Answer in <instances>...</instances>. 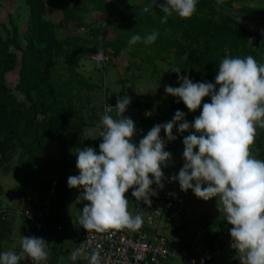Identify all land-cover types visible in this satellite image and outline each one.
<instances>
[{"label": "clouds", "instance_id": "obj_1", "mask_svg": "<svg viewBox=\"0 0 264 264\" xmlns=\"http://www.w3.org/2000/svg\"><path fill=\"white\" fill-rule=\"evenodd\" d=\"M198 0H165L156 3L164 14L161 23L173 13L182 19L197 12ZM159 33L145 37L133 35L129 45L143 40L156 41ZM251 41V40H249ZM102 66L106 57L103 50L91 56ZM215 83L194 82L178 74L179 87L165 86V92L179 98L190 112L201 109L193 122L185 113L176 111L173 119L155 125L139 143L135 122L124 114L131 103L128 95L118 98L116 116L106 107L101 117L102 142L99 152L93 147L75 151L79 175L68 177L70 189L81 190L77 201L85 203L78 218L87 232L107 234L128 229L137 231L143 226V217L129 211L126 193L151 206V197L158 193L152 185L164 188L163 168L169 166L172 154L165 151L167 141H175L174 128L184 136V164L171 181H178L182 191L191 190L197 198L217 200V207L232 226V248L238 251L240 264H264V160L252 153L257 127L264 128V64L249 55L226 56L218 65ZM206 97L210 103H203ZM178 126V127H177ZM152 177V178H150ZM154 178V179H153ZM206 185V187H205ZM49 243L42 237L22 236L20 251L0 254V264H20L30 258L33 264H46ZM81 257L89 264H101L99 246L91 253L84 246L75 249L72 258Z\"/></svg>", "mask_w": 264, "mask_h": 264}, {"label": "trees", "instance_id": "obj_2", "mask_svg": "<svg viewBox=\"0 0 264 264\" xmlns=\"http://www.w3.org/2000/svg\"><path fill=\"white\" fill-rule=\"evenodd\" d=\"M119 1L128 7L140 8L151 0H145L146 3L140 7L134 6L128 0ZM221 1L243 12L264 13V8L239 5V0ZM25 3L30 10L26 45L21 46L15 27L8 31L6 37L0 34V178L10 172L6 164L17 151L24 150L30 166H35L41 149H49L59 157L61 168L54 202L55 212V207L63 203L70 190L67 180L73 175L71 169L76 165V160L67 159L66 136L70 132L77 135L80 148L99 147L102 142L83 134L86 121L82 115L74 112L73 94L58 80L53 79L48 71V67L63 55L64 61L75 75L74 68L81 60L80 51L77 49L75 53L74 47L73 51H65L64 48L73 39L85 44L92 40L77 35L61 39L57 37L56 29L63 28L69 21H73L77 27L88 30L90 39L99 36L103 40L106 37L103 28H93L91 24L84 22L82 16L87 11H98L106 21L103 27H114L116 38L106 44L114 58L128 50L129 40L133 35L139 34L143 38L149 33L158 32L156 41L152 43L156 52L173 54L172 70L179 68L181 75L188 76L194 82L215 83L218 65L226 56L243 58L251 55L258 63L264 64V37L244 26L238 17L221 8L213 0H198L197 12L191 18L182 19L173 13L167 23H161L164 14L129 15L119 11L110 0H25ZM47 6L62 10L63 21L55 24L47 20ZM138 43L142 45L143 40ZM16 51L21 52V65L12 90L6 84V74L17 67ZM107 55L112 57L108 53ZM166 83L179 87L178 74L172 71L166 76ZM15 91L19 92L23 99L18 98L14 94ZM118 98L112 94L106 97L104 103L116 105ZM178 100L179 98L171 96L163 106L140 99L131 101L130 105L143 107L152 113L147 118L140 115L129 117L135 122L137 133H148L160 120L171 121L176 111H182L186 107ZM205 100V103L211 102L210 97ZM91 109L93 112L96 110L93 103ZM101 110L98 109L99 114ZM98 112L95 115L100 122ZM252 147L257 151V158L264 160L262 132L256 135ZM45 187L41 189L42 193L48 186ZM2 194L3 187L0 182V254L3 253L2 244L11 233L9 215L13 212L11 209L1 208ZM78 225L80 226L79 222Z\"/></svg>", "mask_w": 264, "mask_h": 264}, {"label": "crops", "instance_id": "obj_3", "mask_svg": "<svg viewBox=\"0 0 264 264\" xmlns=\"http://www.w3.org/2000/svg\"><path fill=\"white\" fill-rule=\"evenodd\" d=\"M239 5H243L246 7H254V8H264V0H239ZM29 7L25 3V0H0V28L3 32H0L1 36L6 37L8 31L12 30L14 27L17 28L19 33V42L22 46L23 43L26 45V30H27V22L29 18ZM84 22L87 24H91L93 21H98L101 23L100 25L105 24V20L102 17L101 13L98 11H87L82 14ZM45 18L55 24H59L64 19L63 11L57 7H46ZM241 23L246 26L247 28L254 31L256 34L264 37V21L255 20L251 22L248 19H242ZM25 25L24 33L23 28ZM77 30L86 31L85 28H79L75 25L73 21H69L65 27L56 29L55 33L58 38H60L59 32L64 31L65 34L76 36ZM73 31V32H70ZM85 33V32H84ZM79 36V35H77ZM24 45V46H25ZM21 65V63H20ZM20 68V67H19ZM19 70V69H18ZM17 67L13 71H9L6 76L10 73H17ZM113 70V69H112ZM112 72V71H111ZM111 72L108 71L106 80L109 84L111 82ZM113 74V72H112ZM117 76L118 74L115 73ZM118 80V76H117ZM116 87H112L110 90L111 93L118 94L117 96L120 98L127 93V84L126 82H121ZM122 94V96H119ZM130 97V93H127ZM133 96V95H132ZM135 97V96H134ZM136 99H140L144 102H155L153 100L144 99L141 97H135V99L131 100L134 101ZM170 99V98H169ZM169 99L166 100L169 101ZM94 105L96 103L93 102ZM95 114L98 112V106H95ZM182 112L185 113V118L189 122H193L196 116L200 115L201 109H198L195 113L190 112L187 107L182 109ZM99 114V112H98ZM97 116V115H96ZM93 117L91 121H86V125L83 127V134L88 136L92 139L102 140V137L99 136L102 127L100 122L97 121V118ZM186 133V132H185ZM145 134H137L133 140L135 143H139V140L143 138ZM73 142L70 141L68 138V152H67V159L69 161H75V155L69 158V151L71 148V144L80 148V140L79 137L76 135L74 136ZM77 137V138H76ZM96 149L97 153L99 152V147L91 146ZM184 144L183 142L178 143L174 146L172 151V160L169 162V166L163 168V172L165 175V179L170 182L172 186L180 188L178 181H171V177L173 174L178 175L179 170L183 167L184 158ZM73 175H79V170L76 168V165L71 169ZM152 178V177H150ZM154 179V178H153ZM15 174H10L7 176L1 177V184L3 187V194L1 196V208L2 209H11L13 212L10 213L9 218L11 222V233L9 238L3 243L1 250L5 251H16L19 253L20 251V241L22 236H31V230L28 227L26 220L20 214V210L23 207H27L39 202L41 197V191L37 190V188L32 187L31 185H24L25 189V196H23L22 200H20L17 189H13V184L16 183ZM206 187V185H205ZM130 190V189H129ZM81 190L77 189H70L66 198L63 200V203L60 206H57L56 200V213L57 218L56 222L63 225L65 231L57 235L53 241L52 247L48 251L49 256L47 259L48 264H85L82 262L81 257H77L75 260L72 258V253L75 249L80 247L79 243V232L81 227L78 225V218L81 214V210L87 201L79 202L77 201L78 197L80 196ZM129 192V191H128ZM128 192L126 193V198H128ZM24 195V194H22ZM185 206L187 209V216L189 220L186 221L185 225H178L175 226L170 224V222L166 220L158 221L153 227L148 229L149 237L152 240H155L158 236L167 235L170 236L172 242L176 244H180L183 236L193 232L195 224L199 222L201 216L209 217L216 227H229L232 228L230 224L225 220V214L221 213L219 208L217 207V200L216 198L211 199L210 201H204L196 197V195L191 191L188 190L185 192ZM198 209H204L205 212H198ZM131 210V206L129 203V211ZM20 264H29V260L25 259L20 262ZM165 264H181V262L177 259L171 258L168 259ZM212 264H240L239 255L227 256L222 260L212 263Z\"/></svg>", "mask_w": 264, "mask_h": 264}, {"label": "built area", "instance_id": "obj_4", "mask_svg": "<svg viewBox=\"0 0 264 264\" xmlns=\"http://www.w3.org/2000/svg\"><path fill=\"white\" fill-rule=\"evenodd\" d=\"M103 53L106 57L103 63H106L109 56L107 53ZM95 54L90 55V57ZM115 106L104 104L99 114L100 120L106 107H112L109 114L114 118H119L116 116ZM151 114L149 110H145L143 107L129 105L124 115L126 117L140 115L147 118ZM166 122L169 121L160 120L157 124ZM173 134L177 136V139L167 141L166 133L161 131V137L166 142L165 151L171 154L174 146L183 142L184 136L190 133L180 134L174 128ZM163 183V189L155 184L152 185L158 195L151 197V206L143 201H137L132 196V189L129 190L130 212L133 215L139 213L143 217L144 223L139 230L124 229L109 237L107 234L87 232L82 227L79 232L80 247L84 246L91 253L93 249L99 246L101 264H165L171 258L179 260L181 264H212L227 256L238 255V251L231 246V228L216 227L214 222L204 215L195 224L193 232L183 236L179 245H175L170 236L167 235L158 236L155 240L150 239L148 229L160 220L164 219L175 226L185 225L186 221L189 220L185 206V192L181 188L172 186L166 179ZM57 188L58 180L55 178L44 190L36 206L30 205L20 210V214L31 230V236L44 238L49 243L48 251L52 247L55 237L65 231L63 225L56 222L57 213L54 209V202ZM28 260L29 264H33L30 258ZM81 260L85 264H89L88 260L83 258ZM46 264H48L47 261Z\"/></svg>", "mask_w": 264, "mask_h": 264}, {"label": "rangeland", "instance_id": "obj_5", "mask_svg": "<svg viewBox=\"0 0 264 264\" xmlns=\"http://www.w3.org/2000/svg\"><path fill=\"white\" fill-rule=\"evenodd\" d=\"M128 1L136 7H140L146 3L145 0ZM164 2L165 0H161L160 3ZM157 14H163L158 7L151 12V15ZM102 17L104 18L103 15ZM238 20L242 21V18H239ZM248 20L251 22H254L255 20L264 21V19ZM100 24L101 23L98 21L91 22L93 28H103L106 32L105 39L102 40L99 36L90 39L91 36L87 29L84 31L85 33L83 31L80 33V31L77 30V35L92 41L85 44L79 42V40L76 41L73 39L67 43L64 48L65 51H73L74 47L73 52L75 53L77 49L80 51L81 60L79 65L74 68L76 72L75 75H73V71L64 61L63 55L60 56L53 65L48 67V71L52 78L58 80L61 85L65 86V88L73 94L75 114H80L88 121H91L92 118L96 116L95 112L91 109V103H96L94 106H98L97 109L100 111L105 104L104 102L107 96L112 94L118 95L111 93L110 90H112V87H116L120 84L119 80H121L122 83L126 82L128 85L127 93H130L131 100L135 99V97H141L155 101L154 103L151 102V104L157 103L163 106L165 104L164 102L171 98V96L165 92V86H169L166 83V76L172 73L171 70L174 63L173 54H158L152 44L143 43L142 45H139L137 42L134 45H129L126 52H121L118 57L114 58L112 51L106 45L107 42L116 38L114 27H103V25ZM24 30L25 25L22 31L23 33ZM3 31L0 28V32ZM59 35L61 39L71 36L65 34L64 31L59 32ZM24 45L25 43L22 44L23 47ZM99 49L112 55V57L109 56L108 62L103 63L102 66H97V63L90 57V55L97 53ZM16 53L18 70L21 63V52L16 51ZM108 71L113 72V74L111 72L110 79L112 86L106 80ZM115 73L118 74V80ZM17 79L18 72L16 74H8V76H6L7 86L13 90ZM127 93L126 95H128ZM14 94L18 98L23 99V96L19 92L15 91ZM119 96H122V94H119ZM205 102L206 100L204 99L203 103ZM261 132L264 134V128L257 127V134ZM74 136L76 135L73 132H70L66 138H69L70 141L73 142V139L75 138ZM76 150H78V147L76 148V146L71 144L69 158L72 157V155H75L74 153ZM252 153L255 158H257V151L253 147ZM6 165L10 169V172L7 175L12 173L15 174L16 183L12 184L14 186L13 189H17V194L20 200H22V197L26 194L25 189L23 188L24 185L29 184L41 191V189L45 186L47 187L53 179L57 178L59 181L61 172L59 157L52 154L47 148L41 149L40 155L36 159L35 166H30L24 150L17 151ZM197 211L200 213L205 212L204 209H198ZM2 252L4 251L2 250Z\"/></svg>", "mask_w": 264, "mask_h": 264}, {"label": "water", "instance_id": "obj_6", "mask_svg": "<svg viewBox=\"0 0 264 264\" xmlns=\"http://www.w3.org/2000/svg\"><path fill=\"white\" fill-rule=\"evenodd\" d=\"M215 1L221 8L224 10L229 11L232 15L242 18V19H264V13H251V12H243L240 10H237L235 8H232L222 2L221 0H213ZM110 2L119 10L129 15H135V16H143L150 14L155 8L156 3H160L161 0H151L146 5L140 7V8H132L128 7L126 5H123L119 0H110Z\"/></svg>", "mask_w": 264, "mask_h": 264}]
</instances>
